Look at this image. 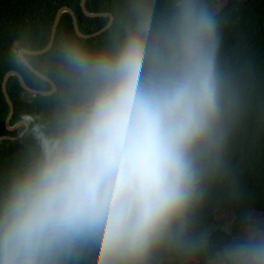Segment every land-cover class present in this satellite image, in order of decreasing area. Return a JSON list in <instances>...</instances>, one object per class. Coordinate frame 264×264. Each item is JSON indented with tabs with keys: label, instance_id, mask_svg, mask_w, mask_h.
<instances>
[{
	"label": "clouds",
	"instance_id": "clouds-1",
	"mask_svg": "<svg viewBox=\"0 0 264 264\" xmlns=\"http://www.w3.org/2000/svg\"><path fill=\"white\" fill-rule=\"evenodd\" d=\"M221 25L209 0L158 14L134 0L108 45L61 44L49 111L0 184V264H156L193 250L191 212L247 105L245 81L221 66ZM225 260L264 264V230Z\"/></svg>",
	"mask_w": 264,
	"mask_h": 264
},
{
	"label": "trees",
	"instance_id": "trees-1",
	"mask_svg": "<svg viewBox=\"0 0 264 264\" xmlns=\"http://www.w3.org/2000/svg\"><path fill=\"white\" fill-rule=\"evenodd\" d=\"M134 0H87L90 13H110L113 26L101 36L84 40L77 36L69 13L61 15L52 49L41 56L25 55V59L55 84L59 68L58 50L65 40L76 39L91 49L108 45L118 30L122 17ZM167 0H155L157 14ZM68 7L77 16L83 34H93L105 28L108 17L88 18L81 8V0H0V137H18L25 130L22 126L11 132L6 128L10 106L2 90L5 75L17 71L26 84L38 91L49 92L51 85L36 76L18 59L22 49H45L51 40L55 18L59 9ZM222 20L221 66L233 72L246 83V108L229 135L219 170L206 182L204 195L190 215V237L193 250L184 255L165 254L156 264H185L194 260L198 264H210L218 256L225 263L226 249L235 241L242 228L264 230V223L254 220L253 214L264 217V0H229L219 12ZM18 49V52H15ZM8 94L15 112L11 120L14 127L21 121L33 123L49 111V97L33 96L20 85L17 77H10ZM57 92V91H56ZM31 118V119H29ZM30 142L25 136L19 141H0V184H3L10 167ZM234 214L231 232L222 227L224 221L217 213ZM213 226L208 245L200 249L201 237ZM245 239L240 240V244Z\"/></svg>",
	"mask_w": 264,
	"mask_h": 264
},
{
	"label": "water",
	"instance_id": "water-1",
	"mask_svg": "<svg viewBox=\"0 0 264 264\" xmlns=\"http://www.w3.org/2000/svg\"><path fill=\"white\" fill-rule=\"evenodd\" d=\"M86 2L87 0H81V8L82 11L84 13L85 16H87L88 18H97V17H108L110 18V22L109 24L103 28L100 31H97L93 34L87 35V34H83L80 29H79V23H78V19L76 14L74 13L73 10H71L68 7H63L61 9H59L57 16L55 18V22H54V26H53V30H52V35H51V40L49 45L43 49V50H38V51H31V50H26V49H22L18 52V59L19 61L24 64L31 72H33L36 76H38L39 78L45 80L46 82H48L51 87L52 90L49 92H43V91H38L35 90L31 87H29L26 82L24 81V78L21 76V74L17 71H10L8 72L3 80V84H2V90L4 93V96L6 98V101L8 103V105L10 106V114L9 117L6 121V128L11 131L14 132L16 130H18L19 128H21L22 126H25L26 128H30V122L29 121H21L18 124H16L14 127L11 126V120L14 116V112H15V107L14 104L8 94V90H7V84H8V80L10 77L14 76L17 77L21 87L28 92L29 94H32L33 96H42V97H49L52 96L53 94L56 93L57 91V85L55 84V82H53L50 78L46 77L45 75H43L41 72H39L38 70H36L26 59H25V55H29V56H41L44 54H47L53 47L54 43H55V39H56V32H57V27L61 18V15L66 12L69 13L72 17L73 20V26H74V30L77 34V36L81 39L84 40H91L94 38H97L99 36H101L102 34H104L105 32H107L114 24V16L110 13H90L87 8H86ZM26 128L25 130L20 134V136L12 138V137H8V136H4V137H0V141L3 140H11V141H19L21 140L24 136H25V132H26Z\"/></svg>",
	"mask_w": 264,
	"mask_h": 264
},
{
	"label": "rangeland",
	"instance_id": "rangeland-1",
	"mask_svg": "<svg viewBox=\"0 0 264 264\" xmlns=\"http://www.w3.org/2000/svg\"><path fill=\"white\" fill-rule=\"evenodd\" d=\"M229 0H209V2L215 6H219V12L223 9V7L228 3ZM245 1V0H244ZM18 49H15V52H18ZM218 219H221L224 221L223 229L227 232H231V223L234 220L235 216L232 213H225L219 211L217 213ZM254 220L258 222L264 223V217L258 214H253ZM218 227L213 226L211 227L202 237H201V243L200 249L205 248L208 245V239L211 233H213L215 230H217ZM255 228H242L239 233L237 234L235 241L226 249L225 255L228 254L234 247L238 246L240 244V240L246 239L249 233ZM166 264H174L172 260L166 261ZM185 264H198L194 260H189ZM210 264H226L223 257L218 256L214 261L210 262Z\"/></svg>",
	"mask_w": 264,
	"mask_h": 264
},
{
	"label": "crops",
	"instance_id": "crops-1",
	"mask_svg": "<svg viewBox=\"0 0 264 264\" xmlns=\"http://www.w3.org/2000/svg\"><path fill=\"white\" fill-rule=\"evenodd\" d=\"M246 1V0H245Z\"/></svg>",
	"mask_w": 264,
	"mask_h": 264
}]
</instances>
